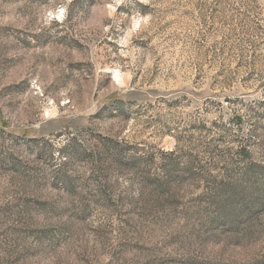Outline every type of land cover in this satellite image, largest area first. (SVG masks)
<instances>
[{
    "label": "rangeland",
    "instance_id": "obj_1",
    "mask_svg": "<svg viewBox=\"0 0 264 264\" xmlns=\"http://www.w3.org/2000/svg\"><path fill=\"white\" fill-rule=\"evenodd\" d=\"M254 168L264 0H0V264H257Z\"/></svg>",
    "mask_w": 264,
    "mask_h": 264
},
{
    "label": "trees",
    "instance_id": "obj_2",
    "mask_svg": "<svg viewBox=\"0 0 264 264\" xmlns=\"http://www.w3.org/2000/svg\"><path fill=\"white\" fill-rule=\"evenodd\" d=\"M249 176L251 177L250 183L255 185V183L258 182L256 180L264 178V170L261 168H254V171ZM256 195H258L259 198L256 200L251 199L252 201L248 200V197L244 199L241 195L233 197L222 207L220 217H224L228 209H233V211L237 210L239 212L243 211L252 215L255 212H258V210L264 204V192L261 193V191H258ZM257 264H264V259Z\"/></svg>",
    "mask_w": 264,
    "mask_h": 264
}]
</instances>
